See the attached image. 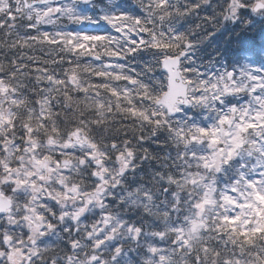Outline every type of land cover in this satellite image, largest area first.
Instances as JSON below:
<instances>
[{
  "label": "snow or ice",
  "instance_id": "1",
  "mask_svg": "<svg viewBox=\"0 0 264 264\" xmlns=\"http://www.w3.org/2000/svg\"><path fill=\"white\" fill-rule=\"evenodd\" d=\"M0 264H264V0H0Z\"/></svg>",
  "mask_w": 264,
  "mask_h": 264
},
{
  "label": "trees",
  "instance_id": "2",
  "mask_svg": "<svg viewBox=\"0 0 264 264\" xmlns=\"http://www.w3.org/2000/svg\"><path fill=\"white\" fill-rule=\"evenodd\" d=\"M67 23V21H66ZM209 31H211V29L209 28ZM227 38V34H225V36H220L219 33H217V36L216 38H214L213 42H212V45L209 46L208 50L211 51L212 50V47L214 46H220L221 48L225 47L224 45V40ZM234 39V37H233Z\"/></svg>",
  "mask_w": 264,
  "mask_h": 264
},
{
  "label": "rangeland",
  "instance_id": "3",
  "mask_svg": "<svg viewBox=\"0 0 264 264\" xmlns=\"http://www.w3.org/2000/svg\"><path fill=\"white\" fill-rule=\"evenodd\" d=\"M64 23H66V21ZM69 27H73V26L72 25H69Z\"/></svg>",
  "mask_w": 264,
  "mask_h": 264
}]
</instances>
